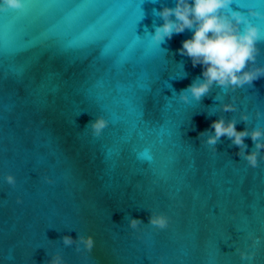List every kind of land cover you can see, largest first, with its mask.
I'll return each mask as SVG.
<instances>
[{"label": "water", "instance_id": "95a60500", "mask_svg": "<svg viewBox=\"0 0 264 264\" xmlns=\"http://www.w3.org/2000/svg\"><path fill=\"white\" fill-rule=\"evenodd\" d=\"M25 5L0 12V264H49L57 252L64 264H264V152L252 168L226 136L206 143L219 118L264 127V77L182 101L202 78L179 52L192 32L151 37L163 23L154 9L175 0ZM232 7L264 13V0ZM233 97L237 111H223ZM99 116L108 126L96 136ZM152 212L168 227L148 223ZM131 217L144 224L132 229ZM65 235H91L94 248Z\"/></svg>", "mask_w": 264, "mask_h": 264}, {"label": "clouds", "instance_id": "9594fccd", "mask_svg": "<svg viewBox=\"0 0 264 264\" xmlns=\"http://www.w3.org/2000/svg\"><path fill=\"white\" fill-rule=\"evenodd\" d=\"M233 3L234 0H175L174 7L164 5L160 10L154 9V14L163 20L162 24L155 26L154 35H151L159 45L172 39L174 34L186 30L192 32L189 39L182 41L179 52L191 59L193 67L202 66L203 71L202 78L198 76L186 89L181 90L180 99L185 103L190 102V96L196 101L202 100L213 87L234 92L264 77V66L257 64L261 53L259 45L264 42V27L250 19L262 17L264 13L253 7H249L247 13L234 10ZM25 7V0H0V12L23 11ZM232 100L233 102L222 105L223 111H237L235 97ZM261 115L262 113L257 112L258 117ZM241 119L247 122L248 114H242ZM89 124L93 134L100 136L108 126V121L99 116ZM236 125L235 119L226 121L219 118L212 121L210 129L214 130V134L208 136L206 143L215 146L221 137L226 136L239 147L240 151L236 154L246 160L250 167L256 168L262 159L261 153L264 152V127H255L249 132L248 128L238 131ZM249 136L255 145V150L251 152L246 151L245 144V138ZM5 179L10 185L16 184V177L12 174H8ZM46 179L51 183L50 178ZM17 202H21L19 198ZM148 223L165 229L169 225V217L164 213L152 212ZM142 224L144 221L139 218L131 217L129 220L132 229L138 230ZM258 241L259 237H255L254 243ZM63 243L65 246L77 243V251H80L79 245H83L91 252L95 240L91 235H80L78 240L65 235ZM240 255L242 259H250L254 254L241 251ZM49 264H64V259L57 252Z\"/></svg>", "mask_w": 264, "mask_h": 264}]
</instances>
